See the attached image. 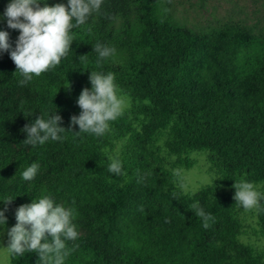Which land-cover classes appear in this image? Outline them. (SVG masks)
Returning a JSON list of instances; mask_svg holds the SVG:
<instances>
[{
  "label": "trees",
  "instance_id": "trees-1",
  "mask_svg": "<svg viewBox=\"0 0 264 264\" xmlns=\"http://www.w3.org/2000/svg\"><path fill=\"white\" fill-rule=\"evenodd\" d=\"M8 2L0 0L1 14ZM173 2L103 0L97 13L71 30L74 40L61 63L26 85L18 83L8 52L0 53V153L12 143L21 147L11 172L0 179V198L14 197L6 225L15 224L20 205L49 193L75 209L78 228L90 225L110 244L107 257L90 241H67L72 251L64 264H264V253L240 242L237 205L220 190H235L241 177L264 182V34L226 21L196 36L173 23ZM8 32L14 46L19 30ZM97 42L116 49L99 66L92 50ZM90 70L113 72L132 97V109L103 137L66 132L62 142L27 149L22 129L39 114L56 109L68 129L80 112V91L91 87ZM67 81L70 88L63 86ZM2 90L25 95L16 101ZM29 109L33 114L26 118ZM125 137V175L118 177L107 171L104 148ZM204 150L220 178L195 195L181 193L164 154L177 157L175 167H189L183 156ZM33 161L40 164L37 176L23 181L20 173ZM193 201L215 218L207 228L191 210ZM259 217L264 230V209ZM38 260L32 251L11 264Z\"/></svg>",
  "mask_w": 264,
  "mask_h": 264
},
{
  "label": "clouds",
  "instance_id": "clouds-1",
  "mask_svg": "<svg viewBox=\"0 0 264 264\" xmlns=\"http://www.w3.org/2000/svg\"><path fill=\"white\" fill-rule=\"evenodd\" d=\"M102 3L103 0H67V4L56 3L49 6L47 0H9L4 12L0 14V20L5 21L8 28L19 30V34L13 46L9 40V32L0 30V53L7 51L14 62L15 72L21 77L18 83L26 85L34 77L58 66L71 49L70 45L74 40L71 30L86 23L101 9ZM92 50L97 54V66L104 59L113 57L116 52L114 47L100 42L95 43ZM88 79L91 87L80 91L76 100L80 112L70 117L68 129L61 126L62 117L55 114V109L45 115L39 114L25 124L22 131L26 138L22 142L35 147L48 141L62 142L66 132H71L74 137L82 133L96 137L110 134L112 122L126 115L133 99L118 85L115 74L111 71L90 70ZM63 86L70 88L68 81ZM144 103L148 101L145 100ZM32 114L31 109L27 110V114L24 113L26 118ZM72 125H78L79 130L73 132ZM126 140L127 137L115 142L113 148H104L108 161L107 171L118 177L125 175L122 147ZM192 156L198 160V168H170L176 188L189 196L203 186H213V182L220 178L215 170L209 171L211 165L207 161L208 150L193 152ZM168 159L174 161L176 157L171 155ZM39 169L40 164L33 161L23 168L20 177L23 181H32ZM141 180L143 176H138L137 182ZM233 187V199L238 208L242 206L246 211L264 209V182L249 181L241 177L234 181ZM13 198H0V201L5 202V206L0 208V229L6 225L7 203ZM191 210L202 218L205 228L209 226V221L215 220L199 201L192 202ZM75 216L74 208L58 203L49 193L33 197L29 203L20 205L15 210V224L7 228V246H0V264H11L13 259L32 251L37 253L39 264H64L72 251L67 246V241H75L79 236L73 222Z\"/></svg>",
  "mask_w": 264,
  "mask_h": 264
},
{
  "label": "rangeland",
  "instance_id": "rangeland-1",
  "mask_svg": "<svg viewBox=\"0 0 264 264\" xmlns=\"http://www.w3.org/2000/svg\"><path fill=\"white\" fill-rule=\"evenodd\" d=\"M172 11L174 18L173 23L186 31L192 32L196 36H201L207 26H216L226 21L239 22L244 27L252 29L256 34H264V0H174ZM0 29L8 31L7 24L3 20H0ZM1 92L5 96L11 97L16 101L25 95L24 92L20 91L11 93L2 90ZM132 107L133 104L129 110H131ZM141 119L142 117L139 116L138 120L140 121ZM117 141L120 140H115L110 148L115 147V142ZM27 146V149L32 147L31 145ZM127 146H129V144L126 140L122 147V156ZM20 148L21 147L12 143L7 152L0 153V179L11 172L10 164ZM193 152L199 153L202 151H192L183 156L191 161L189 167H184L186 169L198 168V160L193 158ZM210 155L211 153L208 151L207 161L211 165L209 171L215 170L219 176V171L210 161ZM164 156L168 169L170 170V168L175 167L174 162L177 160V157L175 156L176 159L174 161H169V155L164 154ZM193 179H195V177H193ZM216 181L217 179L213 184H215ZM173 185L176 188L174 180ZM200 189L193 195L197 194ZM220 190L223 193H229L234 196L235 190L229 188ZM63 204L66 207H70L66 200H64ZM238 216L241 222V234L239 236L240 242L244 245L250 246L257 252L264 253V230L261 226L259 211H246L243 210L241 206V208H238ZM7 228L8 226L5 225L0 229V246L3 247H6L8 243ZM77 230L79 232L78 237L97 245L107 257L111 256L110 244L104 240L101 233L94 231L90 225L79 228L77 227Z\"/></svg>",
  "mask_w": 264,
  "mask_h": 264
}]
</instances>
